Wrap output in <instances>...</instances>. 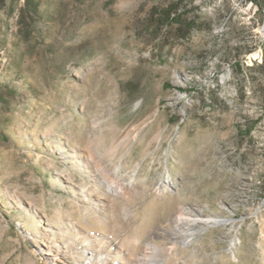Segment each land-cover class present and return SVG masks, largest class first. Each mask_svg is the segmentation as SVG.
<instances>
[{"label":"rangeland","instance_id":"1","mask_svg":"<svg viewBox=\"0 0 264 264\" xmlns=\"http://www.w3.org/2000/svg\"><path fill=\"white\" fill-rule=\"evenodd\" d=\"M25 1L0 0V264H264V0ZM185 207L214 219L188 244Z\"/></svg>","mask_w":264,"mask_h":264},{"label":"bare ground","instance_id":"2","mask_svg":"<svg viewBox=\"0 0 264 264\" xmlns=\"http://www.w3.org/2000/svg\"><path fill=\"white\" fill-rule=\"evenodd\" d=\"M101 179V178H100ZM170 180V177L163 179V183ZM102 183L107 187V189L116 195H121L125 193L128 184H131V181L126 183H118L112 179H102ZM161 188V187H160ZM87 188L82 190L83 196L87 195ZM109 197V196H108ZM102 205H106L108 201L99 200ZM125 214L128 216L130 210L128 208L123 209ZM176 228L179 231L178 236L180 237L184 244L192 242L195 231L205 225H210L214 222V219L210 216H204L200 209L195 207H185L181 210H178L176 215ZM76 230V228H74ZM185 232V233H183ZM156 233L154 231H149V236L154 237ZM137 244L140 242L139 239L136 240ZM85 246L81 254L78 253L76 259L71 263L66 264H163L157 260L160 256L171 253L176 248V243L172 242L169 247H163L156 244L154 241L146 244L145 246L139 247L137 253L133 256L131 260L129 254V249L126 246L118 245L115 247L113 252L105 251V244H96L95 249L89 247V241H85ZM52 263L60 261L62 255L64 254L60 251L59 246L56 244L55 248L50 249L48 253ZM115 256H120L122 258H115ZM123 256H125L123 258ZM127 256V257H126Z\"/></svg>","mask_w":264,"mask_h":264},{"label":"trees","instance_id":"3","mask_svg":"<svg viewBox=\"0 0 264 264\" xmlns=\"http://www.w3.org/2000/svg\"><path fill=\"white\" fill-rule=\"evenodd\" d=\"M38 8L35 4H33V1L31 0H26L24 2L23 7L20 9L21 13L20 16H24V15H29V16H33L36 12H37ZM167 16H169V11L167 10L166 12ZM1 42V40H0ZM262 61L260 64H258V68L261 69L264 72V46H263V50H262ZM241 62L239 60H236L234 63V66L236 68H240L241 67ZM263 115H264V104H263Z\"/></svg>","mask_w":264,"mask_h":264}]
</instances>
